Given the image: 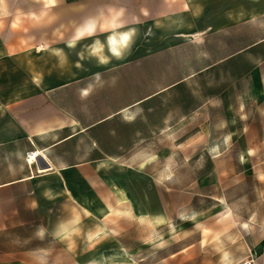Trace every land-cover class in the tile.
Here are the masks:
<instances>
[{"label":"crops","instance_id":"crops-1","mask_svg":"<svg viewBox=\"0 0 264 264\" xmlns=\"http://www.w3.org/2000/svg\"><path fill=\"white\" fill-rule=\"evenodd\" d=\"M228 166L264 182V0H0V264H228L175 236Z\"/></svg>","mask_w":264,"mask_h":264},{"label":"rangeland","instance_id":"rangeland-1","mask_svg":"<svg viewBox=\"0 0 264 264\" xmlns=\"http://www.w3.org/2000/svg\"><path fill=\"white\" fill-rule=\"evenodd\" d=\"M183 157L181 154V158ZM233 168L228 166L227 181H220V171L216 168L215 179L211 182L179 183L180 201L183 206L187 204L188 197L195 194V213L191 218L195 222L196 230L184 231L175 236L183 239L194 232L193 237L195 236L196 240H206L204 243H207L206 247L213 256L219 257L220 253L224 252L228 264H243L248 260H252L254 264H264V255L259 258L250 254L253 244L264 241V182L239 183L234 174L230 173ZM191 169L192 167H181L183 177L191 178ZM201 169L203 166L195 167L197 176ZM221 177L225 178L226 175ZM238 194H243L244 197L237 199ZM235 209H245V212L236 213ZM166 247L168 246L165 245ZM168 248L172 250L171 247ZM159 249L161 246H153L149 252L155 253ZM236 257L241 258V261H230Z\"/></svg>","mask_w":264,"mask_h":264},{"label":"built area","instance_id":"built-area-1","mask_svg":"<svg viewBox=\"0 0 264 264\" xmlns=\"http://www.w3.org/2000/svg\"><path fill=\"white\" fill-rule=\"evenodd\" d=\"M33 157H34L33 155L29 156L28 160L31 161L33 159ZM243 264H254V262L252 260H248V261L244 262Z\"/></svg>","mask_w":264,"mask_h":264}]
</instances>
